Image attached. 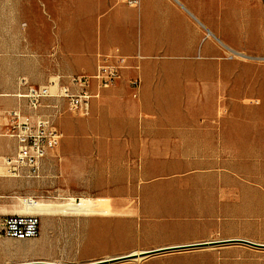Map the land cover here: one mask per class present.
<instances>
[{
    "label": "rangeland",
    "instance_id": "obj_1",
    "mask_svg": "<svg viewBox=\"0 0 264 264\" xmlns=\"http://www.w3.org/2000/svg\"><path fill=\"white\" fill-rule=\"evenodd\" d=\"M96 4L97 0H0V95L18 93L22 79L45 86L63 74L51 70L46 78L48 70L33 68L35 53L56 51L65 38L84 34L83 24L95 15ZM241 34L233 38L238 55L219 53L208 60L214 66L194 70L195 76L200 72L208 80L195 79L183 87L177 114L182 110L185 116L184 148L162 150L163 157L148 164L153 172L146 177L141 176L143 164L131 165L137 174L128 183L131 197L105 196L107 182L97 170L90 173L87 189H78L79 195L53 191L34 197L73 204L84 198L112 215L46 217L61 224L50 232L54 245L44 244L42 231L38 238L15 240L16 249H37L21 264L46 262L48 256L56 263L88 264L132 251L211 241L264 245V0H248ZM86 119L63 108L60 122L69 120L79 127ZM60 128L65 138L61 124ZM110 171L119 177L118 166L107 165ZM40 218L42 226L45 217ZM114 264H264V248L233 243Z\"/></svg>",
    "mask_w": 264,
    "mask_h": 264
},
{
    "label": "crops",
    "instance_id": "obj_2",
    "mask_svg": "<svg viewBox=\"0 0 264 264\" xmlns=\"http://www.w3.org/2000/svg\"><path fill=\"white\" fill-rule=\"evenodd\" d=\"M127 2L97 0L95 15L83 24L84 34L65 38L56 51L35 53L33 68L48 70L46 78L57 69L63 71L62 77L93 75L98 56L116 51L128 59L122 78L100 91L79 127L69 120L60 122L61 116L56 120L65 138L63 134L60 145L45 158L40 179L5 176L4 160L15 154L16 144L3 136L1 115L19 103L12 95H0V225L5 217L21 214L20 200L28 196L33 199L53 191L61 196L81 194L96 170L107 182L105 196L131 197L126 193L128 183L137 176L131 165L143 164L141 176L146 177L153 172L148 164L163 157L162 150L184 148L185 116L182 110L177 114L183 87L195 79L208 80L200 72L195 76L194 70L214 66L208 60L219 53H238L233 38L242 35V21L248 19V0H139L138 6ZM135 77L141 81L138 90L130 86ZM90 90L97 91L95 84ZM58 103L65 110V102ZM109 164L119 167V177L107 172ZM44 219L43 240L51 247L55 238L50 232L61 224ZM15 240L0 233V264H21L25 255L15 248ZM45 261L52 262L50 256Z\"/></svg>",
    "mask_w": 264,
    "mask_h": 264
},
{
    "label": "built area",
    "instance_id": "obj_3",
    "mask_svg": "<svg viewBox=\"0 0 264 264\" xmlns=\"http://www.w3.org/2000/svg\"><path fill=\"white\" fill-rule=\"evenodd\" d=\"M127 3L138 6L139 0H128ZM127 68V57L116 51L98 56L93 75L58 76L45 86H33L22 79L18 93L13 95L19 106L1 115L5 129L3 136L13 139L16 144L15 154L4 160L5 176L40 179L45 158L63 140V133L56 123L63 114L58 101L65 102L66 113L87 117L93 100L100 97V91L115 86ZM92 84L97 91L90 90ZM140 84L138 77L130 81L134 90H138ZM26 202L24 199V204ZM0 226V233L6 238L30 240L41 235V218L36 213L7 216Z\"/></svg>",
    "mask_w": 264,
    "mask_h": 264
},
{
    "label": "bare ground",
    "instance_id": "obj_4",
    "mask_svg": "<svg viewBox=\"0 0 264 264\" xmlns=\"http://www.w3.org/2000/svg\"><path fill=\"white\" fill-rule=\"evenodd\" d=\"M235 53V52H234ZM239 53H237L238 55ZM22 205V211L21 214H31L36 213L43 217H50L53 214L56 213H66V214H78V215H84V216H90V215H104L109 216L111 215V212L108 208L101 209V207L95 203H92L91 200L88 199H81V203L78 202L77 204L73 203H52V202H45L40 200H33L31 198L27 199V202L24 204V200H20ZM95 202H99V200H96ZM102 202V201H101ZM98 203V204H99ZM101 205V204H100ZM20 252L24 253V255L33 254L36 253V248L31 249H25L20 248ZM145 251H133L132 255H137V258H134L133 260H142L145 257H142L141 254Z\"/></svg>",
    "mask_w": 264,
    "mask_h": 264
},
{
    "label": "water",
    "instance_id": "obj_5",
    "mask_svg": "<svg viewBox=\"0 0 264 264\" xmlns=\"http://www.w3.org/2000/svg\"><path fill=\"white\" fill-rule=\"evenodd\" d=\"M233 243H244L249 246L257 247V248H264V245L256 244L249 241L244 240H226V241H211V242H202V243H195L190 245H182V246H174V247H165V248H159L151 251H145L141 254L142 257H150L158 254L163 253H169V252H175V251H184V250H192V249H201V248H207V247H215V246H221L226 244H233ZM134 258H137V255H125L105 260H100L88 264H114L124 261L133 260ZM22 264H61V263H55V262H32V263H22Z\"/></svg>",
    "mask_w": 264,
    "mask_h": 264
}]
</instances>
